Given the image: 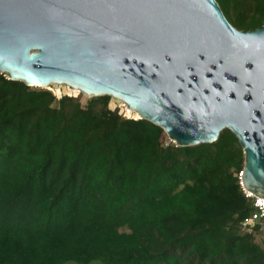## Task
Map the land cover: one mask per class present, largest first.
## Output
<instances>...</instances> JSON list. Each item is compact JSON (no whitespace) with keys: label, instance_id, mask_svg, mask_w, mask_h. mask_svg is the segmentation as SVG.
<instances>
[{"label":"trees","instance_id":"trees-1","mask_svg":"<svg viewBox=\"0 0 264 264\" xmlns=\"http://www.w3.org/2000/svg\"><path fill=\"white\" fill-rule=\"evenodd\" d=\"M217 1L236 28L264 26V0ZM111 99L0 72V264H264L240 225L254 206L237 136L165 146Z\"/></svg>","mask_w":264,"mask_h":264},{"label":"water","instance_id":"water-1","mask_svg":"<svg viewBox=\"0 0 264 264\" xmlns=\"http://www.w3.org/2000/svg\"><path fill=\"white\" fill-rule=\"evenodd\" d=\"M0 72L111 96L178 146L229 129L264 198V26L236 28L217 0H0Z\"/></svg>","mask_w":264,"mask_h":264},{"label":"built area","instance_id":"built-area-1","mask_svg":"<svg viewBox=\"0 0 264 264\" xmlns=\"http://www.w3.org/2000/svg\"><path fill=\"white\" fill-rule=\"evenodd\" d=\"M121 114L125 118H131L129 115L130 113L128 111H127V114L123 112ZM241 185H242V188H243V191L246 197L251 199V201L253 202L254 210L249 216H247L240 222V225L242 227V230L248 233H253L257 237L261 236L262 238H259V239L263 243L264 241V198L262 196H257L253 192L245 189L242 184V180H241Z\"/></svg>","mask_w":264,"mask_h":264},{"label":"rangeland","instance_id":"rangeland-1","mask_svg":"<svg viewBox=\"0 0 264 264\" xmlns=\"http://www.w3.org/2000/svg\"><path fill=\"white\" fill-rule=\"evenodd\" d=\"M34 88L39 89V87H34ZM48 89L51 90L57 96V99H59L63 95L74 96L77 99H79L83 105H86L87 102L89 101V99L91 98L90 96L85 95L84 93H82L80 91H79V93L71 92L70 89H67L65 85H59V87H57L55 85H51V87H49ZM109 107L113 110H117L120 114L122 112L127 114L126 110H128V107L125 106L123 104V102H121L120 100L112 98L110 101ZM128 112L130 113L129 115L131 118L136 117L133 112H130V111H128ZM136 118H140V117H136ZM161 139H162V142L164 145L176 144L173 140H171L168 137L166 132L164 133V135ZM258 238H260V237L258 236Z\"/></svg>","mask_w":264,"mask_h":264},{"label":"bare ground","instance_id":"bare-ground-1","mask_svg":"<svg viewBox=\"0 0 264 264\" xmlns=\"http://www.w3.org/2000/svg\"><path fill=\"white\" fill-rule=\"evenodd\" d=\"M55 86L59 87V85H55ZM65 86H66V85H65ZM66 88H67V89H70L71 92L79 93V90H77V89H73V88L68 87V86H66ZM58 89H59V88H58ZM123 104H124V103H123ZM124 105L127 106L126 104H124ZM127 107H128V106H127ZM127 111L133 112L134 115H135L136 117H140V115H139L138 112H136V111L130 109L129 107H128V110H127Z\"/></svg>","mask_w":264,"mask_h":264}]
</instances>
